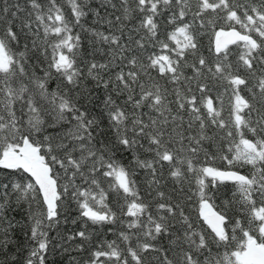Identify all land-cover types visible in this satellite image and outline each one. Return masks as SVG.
I'll use <instances>...</instances> for the list:
<instances>
[{
	"label": "snow or ice",
	"instance_id": "snow-or-ice-1",
	"mask_svg": "<svg viewBox=\"0 0 264 264\" xmlns=\"http://www.w3.org/2000/svg\"><path fill=\"white\" fill-rule=\"evenodd\" d=\"M0 264H264V0H0Z\"/></svg>",
	"mask_w": 264,
	"mask_h": 264
},
{
	"label": "trees",
	"instance_id": "trees-1",
	"mask_svg": "<svg viewBox=\"0 0 264 264\" xmlns=\"http://www.w3.org/2000/svg\"><path fill=\"white\" fill-rule=\"evenodd\" d=\"M207 41H208V37L205 36V37H204V43H207ZM225 100H226V98H225ZM108 238H109V239H112L113 237H112V236H109Z\"/></svg>",
	"mask_w": 264,
	"mask_h": 264
}]
</instances>
